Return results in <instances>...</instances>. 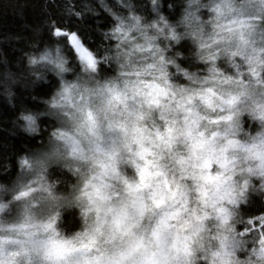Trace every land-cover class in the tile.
Here are the masks:
<instances>
[{"label":"clouds","instance_id":"9594fccd","mask_svg":"<svg viewBox=\"0 0 264 264\" xmlns=\"http://www.w3.org/2000/svg\"><path fill=\"white\" fill-rule=\"evenodd\" d=\"M0 133V264H264V0H0Z\"/></svg>","mask_w":264,"mask_h":264},{"label":"trees","instance_id":"16d2710c","mask_svg":"<svg viewBox=\"0 0 264 264\" xmlns=\"http://www.w3.org/2000/svg\"><path fill=\"white\" fill-rule=\"evenodd\" d=\"M26 18H28V17H26ZM30 19V18H29ZM4 23L7 25V30H9V31H15L16 29L12 26V23H9V22H7V21H4ZM14 23L16 24V25H18L19 24V21H14ZM5 112H7V110L5 109ZM3 136H4V134L3 133H0V138H3Z\"/></svg>","mask_w":264,"mask_h":264}]
</instances>
